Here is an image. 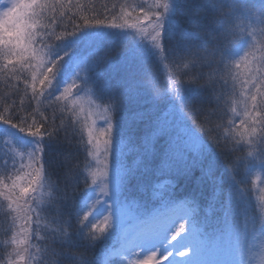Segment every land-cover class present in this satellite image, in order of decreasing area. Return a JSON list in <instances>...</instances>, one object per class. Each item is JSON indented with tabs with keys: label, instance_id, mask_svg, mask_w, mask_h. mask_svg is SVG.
I'll return each instance as SVG.
<instances>
[{
	"label": "snow or ice",
	"instance_id": "1",
	"mask_svg": "<svg viewBox=\"0 0 264 264\" xmlns=\"http://www.w3.org/2000/svg\"><path fill=\"white\" fill-rule=\"evenodd\" d=\"M73 7L0 0V264H264V0Z\"/></svg>",
	"mask_w": 264,
	"mask_h": 264
},
{
	"label": "trees",
	"instance_id": "2",
	"mask_svg": "<svg viewBox=\"0 0 264 264\" xmlns=\"http://www.w3.org/2000/svg\"><path fill=\"white\" fill-rule=\"evenodd\" d=\"M137 4L140 2V0H137ZM118 0H72L73 4H80L85 6L82 11H78L77 8L73 7L71 9V12L69 15L75 13L77 16L82 17L83 15H92L93 10H95L98 13H102L103 15L100 18H107L111 19L112 16V6L113 4L117 5ZM66 22V21H65ZM254 27H257L254 25ZM62 29H57V33H59ZM264 40V37L257 36V42H260ZM15 84V80L8 82L7 86L6 83L3 81V77H0V96L4 94H8L12 91L11 85ZM22 87V85H21ZM13 99L16 100L17 103L20 102V97L16 96L13 97ZM0 103H3L2 100H0ZM34 103V102H33ZM18 142H23L20 140V138H17ZM17 159H20L19 154L17 155ZM221 165L223 164V160L220 162ZM251 178L249 177V185H250ZM10 183V182H9ZM250 187V186H249ZM225 190H227L228 185H224ZM218 195V194H217ZM210 199H215L213 197L212 192L210 189L206 190L202 197V207L206 205V203ZM0 201H3V197L0 196ZM253 207H255L254 202L252 201ZM255 212L257 213V208H254ZM18 223H23V221H18ZM7 227V222L4 220L3 216L0 215V262L4 261L8 257V253L11 251V248L8 246L7 242L11 239V232H5V228ZM35 243V241H33ZM120 241L118 239L111 240L105 244H101L98 246L97 251L100 253V255L107 259L109 256H111V253L109 254V251H117L119 247Z\"/></svg>",
	"mask_w": 264,
	"mask_h": 264
},
{
	"label": "rangeland",
	"instance_id": "3",
	"mask_svg": "<svg viewBox=\"0 0 264 264\" xmlns=\"http://www.w3.org/2000/svg\"><path fill=\"white\" fill-rule=\"evenodd\" d=\"M138 2L137 0H118L117 2V9L116 11L119 12L120 5H133L135 6ZM146 3H152V0H146ZM128 11H132L131 8L127 9ZM112 11V10H111ZM113 15V13H112ZM136 13H133V18H135ZM119 22V21H118ZM130 23L133 21H129ZM102 159V157H101ZM95 167V165H93ZM250 196L251 201L254 202L255 207L257 208V215L261 212V205H264V173L259 172L258 170L254 171V173L250 176ZM254 207V208H255ZM184 243H187L185 241ZM120 249V244L117 251H109V254L111 253V256L118 252Z\"/></svg>",
	"mask_w": 264,
	"mask_h": 264
}]
</instances>
